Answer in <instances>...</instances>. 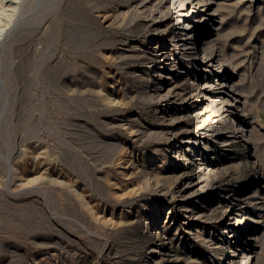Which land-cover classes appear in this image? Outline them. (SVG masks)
Instances as JSON below:
<instances>
[{
    "label": "rangeland",
    "instance_id": "obj_1",
    "mask_svg": "<svg viewBox=\"0 0 264 264\" xmlns=\"http://www.w3.org/2000/svg\"><path fill=\"white\" fill-rule=\"evenodd\" d=\"M1 1L0 264H249L246 253L264 264V0L199 5L198 17L208 12L201 28L220 40L199 71L204 41L180 51L173 12L158 19L162 35L149 36L140 0ZM148 1L165 12L170 2ZM159 49L165 69L150 61ZM159 81L162 93L181 83L176 126L163 118L165 101H154ZM237 100L252 113L244 129L254 128L256 146L237 134ZM160 176L170 177L164 192ZM149 223L163 240L148 243ZM163 246L177 262L160 260Z\"/></svg>",
    "mask_w": 264,
    "mask_h": 264
},
{
    "label": "bare ground",
    "instance_id": "obj_2",
    "mask_svg": "<svg viewBox=\"0 0 264 264\" xmlns=\"http://www.w3.org/2000/svg\"><path fill=\"white\" fill-rule=\"evenodd\" d=\"M12 1H14V0H12ZM16 1V0H15ZM139 1V0H138ZM164 0H160V2L159 3H162ZM210 1V0H209ZM209 1H207V3H208V6H207V8L205 9V11H207L208 10V8L210 7V5H211V1L209 2ZM241 0H238L237 2H240ZM10 2V1H9ZM136 2H137V0H136ZM203 2H204V0H179V1H175V0H170V2H169V7H168V9H167V11L165 12V11H162L159 7H156V8H154L153 6H150V5H148V3H150V1H148V0H140V2L138 3L139 5H138V9L136 10L137 12H139L138 14H140V17L142 16V18H144V20L148 23L147 25H149L151 28H150V34H149V36L151 35V36H153V37H155L154 36V34H156L157 36L156 37H158L159 35H162L161 33L163 32V30H161L160 32H157L158 30H159V28L156 30V25H157V23H160L162 20H158L159 18H164V17H166V15L168 16V14H170V13H172L173 12V14H176V16H177V23H179L180 24V26H179V28H177L178 29V31H173L172 32V37H177V40H175V45L177 46V48L180 50V51H183L184 53H186L187 54V52L188 51H194L195 49H197L196 47L198 46V41H201V39H202V41H204V43H205V46H203L202 48H203V50H202V52H201V56H197V57H195V61H197V64L195 65L197 68H198V71L199 70H201V68H203L204 66H206L207 64H210V61L212 60V59H214L216 56H214L212 59H211V56L213 55V53H211L210 52V46H209V44L210 43H212L213 44V47L216 45V44H218L219 43V38H214V39H211L210 38V36H209V34H207V31H205V29L203 28H201V23H200V19L202 20V19H206V16L205 15H208V12H207V14L206 13H204L201 17H198V15L199 14H201V11L200 10H198V8H199V5L202 3L203 4ZM207 3H206V5H207ZM0 4H2V5H4L3 4V1H1L0 0ZM10 4V3H9ZM136 4V3H135ZM205 4V3H204ZM8 5V4H7ZM188 5H191V9L189 10V12L187 11V9H184L185 7L187 8L188 7ZM5 6V5H4ZM133 6V5H132ZM134 6H137V5H134ZM158 6V5H157ZM161 6V5H160ZM7 7V6H6ZM8 7H10V6H8ZM135 8H137V7H135ZM134 8V9H135ZM131 9V8H130ZM155 11H158V13H159V15L158 16H156L155 14H154V12ZM213 11V10H212ZM172 14V15H173ZM209 15H211V16H213V17H211V20H214V18L216 17L215 15H217V10L215 9L214 10V13H212L211 12V14L209 13ZM114 16V15H113ZM209 17V16H208ZM169 19V18H168ZM171 19V18H170ZM164 20V19H163ZM164 21H166V20H164ZM169 23V22H168ZM218 23V22H217ZM144 25H145V23H144ZM146 27V26H145ZM153 27H155V28H153ZM153 28V29H152ZM165 30L167 29V28H164ZM194 29V35H193V33H191L190 34V32L192 31ZM147 32H149V31H147ZM165 32V31H164ZM158 33V34H157ZM220 37H221V35H219ZM162 38V37H161ZM151 40V39H150ZM156 41V40H155ZM221 44V43H220ZM218 46V45H217ZM220 46V45H219ZM224 48V47H223ZM223 48L222 49H218L219 50V53L222 55V60H227L228 61V63H227V65L229 66V65H231L230 64V62H229V60H228V58H227V55H226V51H224L223 50ZM135 51V50H134ZM167 55L168 54H164V53H162L161 52V49H159L158 50V52L154 55V57H152L151 58V63L152 62H154V63H157V64H159L160 66H161V69H165V65H164V61L167 59ZM190 55V54H189ZM136 55H134V57H135ZM138 56V55H137ZM153 56V55H152ZM183 56H184V54H183ZM139 57H141V56H139ZM144 57V56H143ZM170 57V56H169ZM175 57V56H174ZM191 57V56H190ZM189 57V58H190ZM136 58V57H135ZM171 58V57H170ZM186 58H187V55H186ZM189 58H188V60H189ZM144 59V58H143ZM148 61H149V59H148ZM232 62V61H231ZM172 63V62H171ZM203 66V67H202ZM233 66H236V65H233ZM210 67V66H209ZM170 68V67H169ZM233 68V72H235L236 70V68H238L237 66H236V68L235 67H232ZM172 69V68H171ZM206 70V69H205ZM232 72V73H233ZM197 73H199V72H197ZM159 75H160V80H162V81H166V79H168L167 77H166V75L164 76L163 75V73L162 72H160V73H158ZM196 74V73H195ZM163 75V76H162ZM227 74H225V78H223V85L224 84H227L230 80H231V76H226ZM147 81V80H146ZM160 82V81H159ZM196 82V81H195ZM147 83H148V81H147ZM192 83V82H191ZM162 84L163 83H157V86H156V89L154 90V94H152L153 95V97H154V101L155 102H160L161 103V101H165V103H166V105H165V110H169L167 113V115H164L163 116V118H166V116H169V118L167 119V121H168V123H171L170 125H178V124H174L177 120H179L180 118H181V115H180V117H177L176 115H178V114H172V113H170L171 112V110H177V109H179L180 107H178V106H176L175 105V103H179V105H182L184 102H186V98L184 99L182 96L184 95L183 94V92L181 93L180 91H178V90H180L181 88H180V84L181 83H179V85H177V86H175L174 87V89L173 90H170V89H168L166 92H164V93H162L163 91L161 90L162 89ZM182 84H184V83H182ZM189 84H190V82H189ZM204 85V84H203ZM192 86V85H191ZM230 86V85H229ZM194 87V86H193ZM231 87H232V89L230 90V92L233 94V95H237V93H239V92H237L238 90H236L237 88L236 87H238L237 86V84H234L232 81H231ZM230 87V88H231ZM182 88H184V87H182ZM200 88V87H199ZM199 88H197V91H198V89ZM202 88V87H201ZM225 88V87H224ZM177 89V90H176ZM186 89V88H185ZM187 89H188V87H187ZM164 90H165V88H164ZM200 90H202V89H200ZM242 90V89H241ZM240 91V90H239ZM195 92H196V90H195ZM194 92V93H195ZM200 92V91H199ZM243 92V91H242ZM171 93H173L172 95H174V98L175 97H180V98H176V101H171L170 99H169V96L171 95ZM197 93V92H196ZM196 93H195V95H196ZM201 93V92H200ZM241 93V92H240ZM183 94V95H182ZM151 95V96H152ZM187 96V95H186ZM221 96V95H220ZM182 97V98H181ZM197 97V96H196ZM246 97V96H245ZM149 98H150V96H149ZM189 98H190V96H189ZM199 98V97H198ZM207 98V97H206ZM210 98V97H209ZM235 99L237 98V97H234ZM152 99V98H151ZM151 99H149L150 101H151ZM195 99V98H194ZM238 99V98H237ZM246 99V98H245ZM104 102H106L105 104H109V103H111V100L112 99H110V96L109 95H105V98H103L102 99ZM168 100H170V101H168ZM180 100V101H179ZM198 100V99H197ZM228 100V99H227ZM242 100H244V99H242ZM153 101V100H152ZM153 101V102H154ZM191 101V100H190ZM208 101H210V103L209 102H207L209 105L210 104H212L213 102H214V99H213V97H212V99L211 100H208ZM216 101V100H215ZM237 101H239V100H237ZM112 102L114 103V101L112 100ZM244 102V101H243ZM247 102V101H246ZM245 103V102H244ZM244 103H242V101H239V105H238V107L240 108V106H241V104H242V109H241V113H243L244 114V117H241L242 119H244L245 118V120L241 123V121H240V119H237V122H239V123H241V125H239V131L237 132V134L238 133H241V132H244V131H246V134H245V136H246V138L247 139H250V141H253V143H254V141L255 140H252V139H257L258 140V138H256V133H253V129L251 128V129H244V128H246V126H248V125H250V120H248L249 118V116L250 115H252V113L249 115V113L251 112H247L246 110H248V108L245 110V105H244ZM107 104V105H108ZM214 104V103H213ZM212 104V105H213ZM218 104V103H217ZM216 104V105H217ZM246 104V103H245ZM189 105V104H188ZM247 105V104H246ZM211 106V105H210ZM207 107V106H206ZM213 107H215V106H213ZM248 107V106H247ZM210 108H212V107H210ZM164 110V111H165ZM187 110V109H186ZM205 110V109H204ZM209 110V109H208ZM201 112H202V110H201ZM204 112V111H203ZM187 113H188V111H187ZM184 114V113H183ZM193 114V113H192ZM195 114V113H194ZM201 114V113H200ZM206 114V113H205ZM188 115V114H187ZM196 115V114H195ZM198 115V114H197ZM249 115V116H248ZM176 116V117H175ZM194 116V115H193ZM201 116H203V115H201ZM232 116V115H231ZM184 117V116H183ZM188 117H189V115H188ZM196 117V116H195ZM239 117V116H238ZM162 118V122H164V120L165 119H163ZM192 118V117H191ZM198 118H200V117H198ZM186 119H188V118H186ZM195 119V118H194ZM196 119H197V117H196ZM156 120V119H155ZM184 120V119H183ZM158 121V120H157ZM166 121V122H167ZM192 121V120H191ZM160 122V121H159ZM195 122V121H194ZM183 124V123H182ZM196 125V124H195ZM212 126V125H211ZM236 126H238V125H236ZM191 127H193V126H191ZM196 127V126H195ZM200 127V126H199ZM129 128V130H130V133L131 132H139L138 130H136V131H133L134 129H132V127H128ZM190 129V128H189ZM242 129V130H241ZM173 130V129H172ZM178 129H176V131H177ZM191 130H192V128H191ZM193 130H194V128H193ZM192 130V131H193ZM196 130H197V128H196ZM170 131V130H169ZM132 133V134H133ZM179 133H181V135L182 134H184V135H186V134H189L190 133V131H188L187 129H183V130H181V129H179L178 130V132H173L171 135L172 136H176V135H178ZM234 134H236V131L234 132ZM232 135L231 137L232 138H234L235 137V135ZM166 135H167V132H166ZM166 135L164 136L165 137V140L166 141H168V139L169 138H167L166 137ZM232 140V139H231ZM227 141V140H226ZM234 141V140H233ZM256 142V141H255ZM223 144V143H222ZM255 144V143H254ZM253 145V144H252ZM254 146V145H253ZM255 146H256V144H255ZM181 147V146H180ZM254 148V147H253ZM254 150V149H253ZM252 152H254V151H252ZM252 152H250V150L248 151V158H254V155H256V154H254V153H252ZM177 153V152H176ZM256 157H258V156H256ZM130 161V160H129ZM258 161H259V159H258ZM257 162V159L255 158L254 159V161H253V164H255ZM133 163V162H132ZM132 165V164H131ZM257 166H259V164L257 163ZM126 167V166H125ZM144 169V168H143ZM173 171H174V169H173ZM144 172V173H143ZM175 173H176V171H174ZM198 172V171H197ZM140 173L141 174H144V175H148L147 174V171H145V170H140ZM146 173V174H145ZM199 173H201V171L199 172ZM203 173H204V171H203ZM141 174H139V175H141ZM125 175V177L128 175L127 173H125L124 174ZM180 173H179V175L177 174V175H175L173 178H175V179H173V180H177V179H179V177H180ZM204 175H205V173H204ZM203 174H202V177L204 176ZM164 176V175H163ZM159 177V180H161V182H159L160 183V187H162V188H160V190H162L163 191V189H165V187H167L166 186V178L167 179H169L170 177ZM172 176V175H171ZM196 176V175H195ZM199 176L200 175H198L197 176V179L199 178ZM147 178H149L148 176H146ZM205 178V177H204ZM203 178V179H204ZM181 179V178H180ZM196 179V180H197ZM158 180V179H157ZM156 180V181H157ZM173 180H172V182H173ZM202 180V179H201ZM205 180H206V178H205ZM170 181H171V179H170ZM182 181V180H181ZM70 182V181H69ZM205 182V181H204ZM207 182V181H206ZM205 182V183H206ZM70 183H73V182H70ZM171 183V182H170ZM173 183H175V182H173ZM173 183H172V185H173ZM202 183V182H201ZM204 183V184H205ZM157 185H159L158 183H156ZM196 184H199V181L198 182H196ZM203 184V185H204ZM209 184V183H208ZM69 185V184H68ZM71 185V184H70ZM69 185V186H70ZM170 185V184H169ZM168 185V186H169ZM177 185V184H176ZM189 185H191V184H188V186ZM192 185H195V184H192ZM206 186H208V185H206ZM210 186V185H209ZM71 187V186H70ZM135 187V186H134ZM157 187V186H156ZM172 187V186H171ZM203 187H205V186H203ZM72 188V187H71ZM74 188V187H73ZM168 188H170V186L168 187ZM207 188V187H206ZM136 189H137V187H136ZM195 189V188H194ZM198 189H199V187H198ZM201 190H202V188H200ZM129 190V189H128ZM135 190V189H134ZM133 190V188H130V192H135ZM138 190V189H137ZM196 190V189H195ZM204 190V189H203ZM74 191H75V189H74ZM139 191H140V189H139ZM168 191V190H167ZM179 191H181V190H179ZM191 191H193V190H191ZM200 191V190H199ZM212 191V190H211ZM128 192V191H127ZM141 192V191H140ZM164 192V191H163ZM163 192H160V193H163ZM169 192V191H168ZM178 192V191H177ZM129 193V192H128ZM137 194H138V191L136 192ZM199 193V192H198ZM206 193H208V192H206ZM205 193V194H206ZM211 193V192H210ZM124 194H126V195H130V194H127L126 192L125 193H123V195ZM158 194H159V191H158ZM165 194V193H164ZM175 194V193H174ZM188 195H189V193H187ZM187 194H181L182 196H179L180 198H179V206H182V204H181V200H183V201H187V197H186V195ZM191 194V197H196L197 196V194L195 193V191H193L192 193H190ZM125 195V196H126ZM131 195H134V194H131ZM136 195V194H135ZM247 195V194H246ZM258 195V194H257ZM120 196H122V194L120 195ZM119 196V198L122 200V197H120ZM137 196V195H136ZM201 196V195H200ZM128 197V196H127ZM134 197V196H133ZM174 197H177V195L175 194L174 195ZM190 197V196H189ZM124 198V197H123ZM129 198V197H128ZM127 198V199H128ZM262 198V200L261 201H259V202H256V203H259V204H261V205H264V197H261ZM129 199H131V198H129ZM128 199V200H129ZM135 199V198H134ZM243 199V198H242ZM119 200V199H118ZM247 200V199H246ZM254 200V199H253ZM258 200V199H257ZM260 200V199H259ZM132 201V200H131ZM176 201V200H175ZM248 201V200H247ZM252 201V200H251ZM256 200H254V202H255ZM112 203V202H111ZM118 203V202H117ZM117 203H116V205H117ZM127 203V202H126ZM126 203H123L124 205L126 204ZM239 203V202H238ZM250 203V202H249ZM119 204V203H118ZM122 203H120V205H121ZM128 204V203H127ZM226 204V203H225ZM122 206V205H121ZM183 206H185V204H183ZM228 207V206H227ZM181 208V207H180ZM184 208H186V207H184ZM248 208V207H247ZM187 209H188V207H187ZM185 210L184 212H187L188 210ZM193 213V212H192ZM184 214V213H183ZM187 215V214H186ZM185 215V216H186ZM191 215V214H190ZM205 215V214H204ZM263 218V217H262ZM207 219V218H206ZM137 222L135 223V224H137V223H141L140 221H139V219H138V217H137ZM135 222V221H134ZM120 223H125V222H119L118 224L119 225H121ZM132 223V222H131ZM126 224H128V223H126ZM138 224V225H139ZM131 225V224H130ZM150 225V223L148 224V225H143L142 226V224H141V228L143 227V232H144V234H147V236H146V239L148 238V243H151V242H155V241H159V240H163L164 239V235H159V231L157 232V231H155V233H156V235H154V234H152V228H150L149 230H148V226ZM132 226V225H131ZM125 227V226H124ZM123 227V228H124ZM138 226L136 225V228H137ZM127 228V227H126ZM125 228V229H126ZM131 228V227H130ZM133 228H135V227H133ZM129 229V228H128ZM141 233H142V231H141ZM152 235H153V239H151L152 238ZM256 238H258V237H256ZM145 241V240H144ZM153 242V243H154ZM145 243H147V242H145ZM163 242H161V244H162ZM155 244V243H154ZM165 243H163V245H164ZM149 251H153L152 249H149ZM161 251H162V255L165 257V258H163V256H162V258L160 259L161 261H166V262H177L178 261V256H177V253H175L173 256L172 255H170L171 253V250H170V248H165L164 246H163V248L161 249ZM170 256H172V257H170ZM244 258L246 259L247 258V260L249 261L248 263L249 264H256V262H257V258H256V256H252V255H250V254H248V253H246L245 254V256H244ZM253 259V260H252ZM251 260V261H250Z\"/></svg>",
    "mask_w": 264,
    "mask_h": 264
}]
</instances>
